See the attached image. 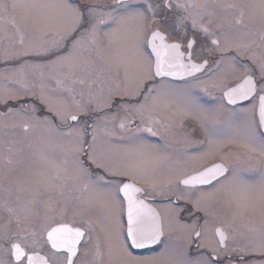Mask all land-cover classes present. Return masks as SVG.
I'll list each match as a JSON object with an SVG mask.
<instances>
[{"label":"snow or ice","instance_id":"snow-or-ice-1","mask_svg":"<svg viewBox=\"0 0 264 264\" xmlns=\"http://www.w3.org/2000/svg\"><path fill=\"white\" fill-rule=\"evenodd\" d=\"M0 264H264V0H0Z\"/></svg>","mask_w":264,"mask_h":264}]
</instances>
